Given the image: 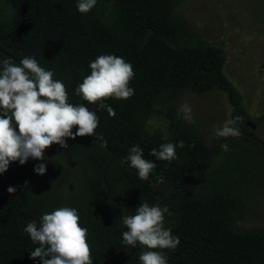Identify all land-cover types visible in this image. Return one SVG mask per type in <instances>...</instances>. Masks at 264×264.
Listing matches in <instances>:
<instances>
[{"label":"trees","instance_id":"trees-1","mask_svg":"<svg viewBox=\"0 0 264 264\" xmlns=\"http://www.w3.org/2000/svg\"><path fill=\"white\" fill-rule=\"evenodd\" d=\"M1 1L10 12L0 17V61L34 55L64 81L70 102L95 110L100 124L96 137L67 138V148L46 149L43 162L50 175L36 174L41 161L32 159L14 162L0 174V264H42L29 258L38 245L23 229L61 206L79 210L81 225L89 229L93 264H128L133 258L137 264L141 246L115 250L127 230L122 216L135 214L141 202L165 198L160 205L172 213L166 214L165 227L181 241L175 250H165L168 264H264V225L239 223L248 209V189L258 176L264 179V147L256 126L251 129L247 121L263 120L264 113L250 119L240 92L223 72V48L173 18L178 0H97L87 14L77 11V0ZM101 54L121 56L135 71L130 83L135 94L105 101L115 117L75 94L90 74L89 62ZM183 90L224 92L230 118L243 117L236 126L255 136L224 139L202 161L195 179L199 162L221 137L206 143L192 124L177 118L175 99ZM153 115L166 119L163 128L147 124ZM181 140L185 147L177 148L171 162L149 155L161 143ZM134 144L157 165L148 180L129 163L121 165ZM9 186L17 191L9 194Z\"/></svg>","mask_w":264,"mask_h":264},{"label":"clouds","instance_id":"clouds-1","mask_svg":"<svg viewBox=\"0 0 264 264\" xmlns=\"http://www.w3.org/2000/svg\"><path fill=\"white\" fill-rule=\"evenodd\" d=\"M97 0H77V11L90 12ZM90 74L83 77L75 88V94L88 104L107 109L108 115L116 112L105 103L108 99L127 100L135 94L130 87L135 77L133 65L115 54H101L89 62ZM55 70L42 67L34 55L24 56L19 62L12 57L0 61V174L10 165L19 162L24 165L29 159L41 161L34 166V172L46 174V149L53 144L67 148V138L94 136L100 118L95 110L84 103H71L67 86L61 79H55ZM177 118L189 124L194 123L192 108L182 103ZM243 117L227 119L215 129V135L222 138H238L240 129L236 126ZM76 129L73 131V129ZM195 147V145H189ZM183 140L178 143L165 142L153 148L149 155L156 160L171 162L177 159V148H184ZM227 150V145H223ZM136 170L141 180H148L156 163L144 158L143 149L133 145L128 155L121 160ZM161 182L163 178H160ZM28 181L24 188L28 189ZM17 187L9 186L13 194ZM172 215L167 205H150L141 202L135 214L122 216L127 230L122 233V243L136 248L142 247L137 264H168L165 250H175L180 237L165 227V216ZM79 210L61 206L41 214L39 221L31 220L23 231L33 244L38 245L30 252V259L39 258L42 264H93L92 247L89 243V229L80 223Z\"/></svg>","mask_w":264,"mask_h":264},{"label":"rangeland","instance_id":"rangeland-1","mask_svg":"<svg viewBox=\"0 0 264 264\" xmlns=\"http://www.w3.org/2000/svg\"><path fill=\"white\" fill-rule=\"evenodd\" d=\"M9 12V6L1 1L0 17ZM172 15L192 28L198 38L223 48V72L240 92L250 119L264 113V0H178ZM182 103L191 106L192 125L206 143L216 137L217 127L231 119L226 96L219 90H183L175 99V109ZM165 121L153 115L147 124L163 128ZM255 124L258 137L264 141V119ZM45 175H50L48 167ZM247 203L239 223L264 225V179L260 176L247 191Z\"/></svg>","mask_w":264,"mask_h":264},{"label":"water","instance_id":"water-1","mask_svg":"<svg viewBox=\"0 0 264 264\" xmlns=\"http://www.w3.org/2000/svg\"><path fill=\"white\" fill-rule=\"evenodd\" d=\"M247 123L248 124H250V128L251 129H253L254 127H255V123H253V122H251V121H247ZM241 131V130H240ZM241 133L242 134H245V135H247V136H249V137H251V138H254L255 136L253 135V134H251L250 132H246V131H241ZM86 137H90V136H84V137H80V138H78L77 139V141H79V140H81V139H84V138H86ZM225 138H220V139H218L217 140V142L209 149V151L205 154V156H203V158L201 159V161L199 162V165H198V168H197V170H196V172H195V176H194V178L193 179H195V177L197 176V173H198V170H199V168H200V165H201V163H202V161L208 156V154H210L223 140H224ZM257 140L259 141V143L264 147V141H262L260 138H257ZM111 158H112V154H111V156H110V158H109V160H108V162L105 164V167L104 168H106L107 167V165H108V163H109V161L111 160ZM187 187V186H186ZM184 189V188H183ZM174 196V194L173 195H171V196H169V198H172ZM105 197H106V194L104 195V197H103V200H102V202H101V205L103 204V202H104V200H105ZM168 198H165V199H163V200H160V201H158V202H156L155 204H161V203H163L164 201H166ZM111 202H112V200L110 201V204H111ZM100 205V206H101ZM152 205H154V204H152ZM124 244L122 243L120 246H117L116 248H115V250H117V249H119L121 246H123ZM137 258H133L132 260H130L129 261V263L128 264H132V262L134 261V260H136ZM100 261H101V259H100Z\"/></svg>","mask_w":264,"mask_h":264}]
</instances>
